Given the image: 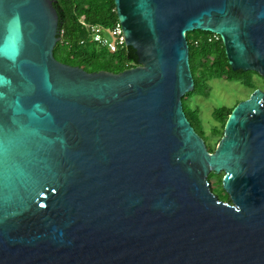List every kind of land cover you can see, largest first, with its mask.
I'll return each mask as SVG.
<instances>
[{"label": "water", "instance_id": "95a60500", "mask_svg": "<svg viewBox=\"0 0 264 264\" xmlns=\"http://www.w3.org/2000/svg\"><path fill=\"white\" fill-rule=\"evenodd\" d=\"M53 3L0 0V264H264V91L213 152L181 102L193 30L264 79V0H114L116 73L54 57Z\"/></svg>", "mask_w": 264, "mask_h": 264}, {"label": "trees", "instance_id": "16d2710c", "mask_svg": "<svg viewBox=\"0 0 264 264\" xmlns=\"http://www.w3.org/2000/svg\"><path fill=\"white\" fill-rule=\"evenodd\" d=\"M58 14L59 41L53 49L54 57L69 65H78L88 72L106 70L119 72L130 65L138 64L136 51L126 46L115 52L90 41L85 28L79 20L83 18L88 23H98L106 27L113 26L118 20L114 0H53ZM62 30V33L60 32ZM189 47V64L194 80V89L181 97L184 113L194 130L207 141L203 130L198 107L190 104L194 95L208 96V82L214 78L239 80L243 85L251 88L252 92L257 87L253 85L257 72L248 70H232L225 54V48L220 36L201 30L186 33ZM222 105L214 109L213 116L218 126L212 128L213 134L223 135V128L234 106ZM208 150L213 148L206 143ZM215 177L222 186V173L210 172L208 180ZM211 186V185H210ZM212 189V188H211ZM223 199L229 200L228 194L222 187Z\"/></svg>", "mask_w": 264, "mask_h": 264}, {"label": "rangeland", "instance_id": "374dc122", "mask_svg": "<svg viewBox=\"0 0 264 264\" xmlns=\"http://www.w3.org/2000/svg\"><path fill=\"white\" fill-rule=\"evenodd\" d=\"M208 85V96L194 95L190 99V104L198 107V113L201 119L202 127L205 131V134L207 135L206 143L209 145V147L215 150L221 137L220 134L212 133V128L214 126H218V122L213 116L214 109L222 105L232 106L237 101L248 98L251 94V88L243 85L239 80H227L224 78L211 79L208 82ZM253 85L257 87L256 89L264 91L263 77L261 75H255ZM220 173H222V175L224 174L223 171ZM210 185L214 194L220 199L225 200L223 199V186L217 182L215 177L210 179Z\"/></svg>", "mask_w": 264, "mask_h": 264}, {"label": "built area", "instance_id": "2783aa9c", "mask_svg": "<svg viewBox=\"0 0 264 264\" xmlns=\"http://www.w3.org/2000/svg\"><path fill=\"white\" fill-rule=\"evenodd\" d=\"M80 24L87 32V38L98 45L107 48L109 52H115L119 48L126 47L122 28L117 21L113 26L106 27L98 23H88L83 18L79 20ZM62 33V30L60 31ZM135 65H130L132 67Z\"/></svg>", "mask_w": 264, "mask_h": 264}, {"label": "flooded vegetation", "instance_id": "af4514ba", "mask_svg": "<svg viewBox=\"0 0 264 264\" xmlns=\"http://www.w3.org/2000/svg\"><path fill=\"white\" fill-rule=\"evenodd\" d=\"M224 201H228V200H224Z\"/></svg>", "mask_w": 264, "mask_h": 264}]
</instances>
